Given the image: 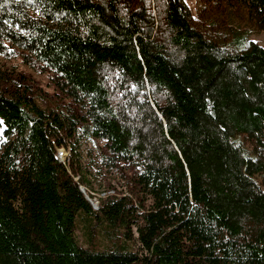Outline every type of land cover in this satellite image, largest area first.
<instances>
[{"label": "trees", "instance_id": "obj_1", "mask_svg": "<svg viewBox=\"0 0 264 264\" xmlns=\"http://www.w3.org/2000/svg\"><path fill=\"white\" fill-rule=\"evenodd\" d=\"M262 31L264 0H0V54L55 88L0 71V264H264Z\"/></svg>", "mask_w": 264, "mask_h": 264}, {"label": "rangeland", "instance_id": "obj_2", "mask_svg": "<svg viewBox=\"0 0 264 264\" xmlns=\"http://www.w3.org/2000/svg\"><path fill=\"white\" fill-rule=\"evenodd\" d=\"M191 10L192 15L197 18L198 13V0H185ZM251 39L258 43L260 46L264 47V31L259 33H254L251 36ZM0 71L6 72L10 74H28L31 75L35 80V85L39 90L41 95L46 94V98L50 100V96L54 93V86L52 85L50 79L47 75H41L32 70L29 66L24 64V62L18 57H12L10 59H6L3 55L0 54ZM3 131L4 126L1 124L0 126V148L1 141L3 140ZM103 147L102 142H94L88 139H84L80 142L76 149L78 167L82 171V174L87 178L89 182H91V187L86 189L81 186L85 190V196L89 201H92L94 204L99 203V198L104 197L105 194H109V186L108 183L111 182L116 184L117 186L121 185L120 175L116 171H106V169H101L100 164L98 162V148ZM90 150H92L90 153ZM67 154L68 162L70 153L67 150H64ZM65 162V163H66ZM78 179V178H77ZM151 204V201L148 205ZM136 234V232H135ZM137 236V234H136Z\"/></svg>", "mask_w": 264, "mask_h": 264}, {"label": "built area", "instance_id": "obj_3", "mask_svg": "<svg viewBox=\"0 0 264 264\" xmlns=\"http://www.w3.org/2000/svg\"><path fill=\"white\" fill-rule=\"evenodd\" d=\"M64 150H66V149H64V148H61V149H59L58 150V154H57V158H58V160L60 161V162H62V163H65L66 161H64L65 159L67 160V154L64 152ZM81 188V191L83 192V193H85V188L83 189L82 187H80ZM111 193H113V192H109V194H111ZM106 195H108V194H105L104 193V197L106 196ZM88 198V197H87ZM100 199V198H99ZM91 202V204H92V206L94 207V209L95 210H98L99 209V204H100V201H99V203H98V205L97 204H94L92 201H90Z\"/></svg>", "mask_w": 264, "mask_h": 264}]
</instances>
